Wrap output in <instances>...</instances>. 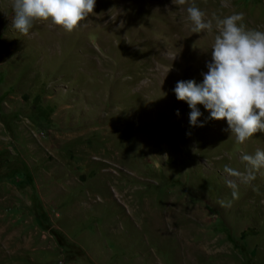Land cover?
I'll return each instance as SVG.
<instances>
[{
  "label": "rangeland",
  "instance_id": "obj_1",
  "mask_svg": "<svg viewBox=\"0 0 264 264\" xmlns=\"http://www.w3.org/2000/svg\"><path fill=\"white\" fill-rule=\"evenodd\" d=\"M188 4L96 0L71 33L24 35L0 0V264H264V168L237 198L224 172L264 132L239 144L203 105L191 127L173 91L203 82L214 17L264 31V0Z\"/></svg>",
  "mask_w": 264,
  "mask_h": 264
},
{
  "label": "clouds",
  "instance_id": "obj_2",
  "mask_svg": "<svg viewBox=\"0 0 264 264\" xmlns=\"http://www.w3.org/2000/svg\"><path fill=\"white\" fill-rule=\"evenodd\" d=\"M176 3L183 6L188 0ZM95 5L96 0H11L12 25L27 35L34 21L51 20L71 33L94 12ZM186 11L193 33L213 31V20H206L205 13L194 3L188 4ZM214 19L217 34L203 82L181 80L173 91L191 109V127L204 126L197 107L203 105L210 112L208 119L226 120L237 143L244 144L255 133L264 132V31L248 29L243 13ZM240 159L245 162L244 173L224 167L225 183L232 189L233 198L238 197L237 181L251 185L256 172L264 168V150L258 149L254 155L243 154ZM219 203L224 207L230 206L231 201Z\"/></svg>",
  "mask_w": 264,
  "mask_h": 264
}]
</instances>
